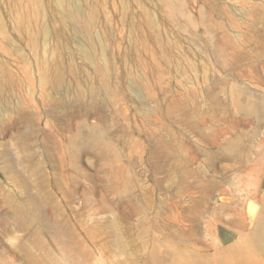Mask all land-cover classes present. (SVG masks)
<instances>
[{"label":"rangeland","instance_id":"rangeland-1","mask_svg":"<svg viewBox=\"0 0 264 264\" xmlns=\"http://www.w3.org/2000/svg\"><path fill=\"white\" fill-rule=\"evenodd\" d=\"M47 2L0 0V264H264V0Z\"/></svg>","mask_w":264,"mask_h":264},{"label":"bare ground","instance_id":"bare-ground-1","mask_svg":"<svg viewBox=\"0 0 264 264\" xmlns=\"http://www.w3.org/2000/svg\"><path fill=\"white\" fill-rule=\"evenodd\" d=\"M84 1H92V0H84ZM188 1H190V0H162L163 4L166 7H170V8H174L175 6L181 5L184 2H188ZM47 4H48L50 11L52 12V17L54 19H56V18L61 19L64 23L69 21L71 14L68 12V9H67V0H63V3L61 4V8L55 7L53 0H48ZM114 5H115V9L118 13H123L127 10V6L124 7L122 3L119 4L116 2V3H114ZM74 70H75V72H74L75 75H77V72H78L81 76H84V78H88V76L90 75L88 72V66L87 65L77 67ZM55 71H57V70H55ZM4 93L5 92L3 91L2 95H0V99H2V100L5 99ZM76 141L78 144L84 143V139H82V138H79ZM20 212L24 218H26L28 221H30L36 225L38 232H41V230L43 229L45 220H44V217L42 216L41 209H40L39 205L36 204L34 200H29V201L23 203L20 206ZM252 220H253L252 226L256 225V228H255L253 234L251 236L250 235H243L241 238L243 240H249V241L255 242L258 244V246H260L262 249H264V207H263V209L260 210L259 213H257V208L255 209L254 214L252 216ZM56 260L58 262H61V263L66 262L65 258L62 255H58L56 257Z\"/></svg>","mask_w":264,"mask_h":264}]
</instances>
